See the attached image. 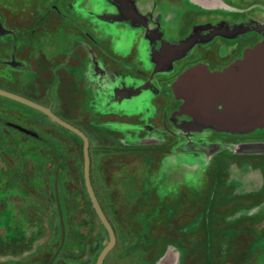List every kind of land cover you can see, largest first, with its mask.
I'll use <instances>...</instances> for the list:
<instances>
[{
	"label": "rangeland",
	"instance_id": "374dc122",
	"mask_svg": "<svg viewBox=\"0 0 264 264\" xmlns=\"http://www.w3.org/2000/svg\"><path fill=\"white\" fill-rule=\"evenodd\" d=\"M40 1H0V33L8 34L4 39L11 33L4 15L9 21L26 19L36 32L45 30L42 17L33 14ZM143 1L136 4L145 13L148 9L141 6L148 3ZM159 1L167 19L175 21L190 9L198 22L203 20L197 11H205L202 18L225 15L264 25V0ZM24 32L16 28L17 42L0 43V88L47 103L42 98L50 65L40 57L36 72L29 71L25 59H35L38 50L33 55L21 50L35 43L44 47V38L26 43ZM16 45L23 68L7 62ZM58 70L69 80L66 68ZM72 97L62 104L52 99L54 109L74 112L79 104ZM0 101V118L31 128L21 113L37 115L44 127L36 129L48 139H31L0 124V264H95L108 235L85 188L82 141L36 109L3 96ZM87 119L83 129L91 184L116 237L103 264H264V151L246 148L257 143L208 157L165 150L143 153L147 148L138 151L124 135L102 129L95 134ZM250 137L264 144V126Z\"/></svg>",
	"mask_w": 264,
	"mask_h": 264
},
{
	"label": "flooded vegetation",
	"instance_id": "af4514ba",
	"mask_svg": "<svg viewBox=\"0 0 264 264\" xmlns=\"http://www.w3.org/2000/svg\"><path fill=\"white\" fill-rule=\"evenodd\" d=\"M102 2L98 5L90 0H42L35 7L36 13H30L42 17L45 30L41 32L34 31L26 19L12 17L9 21L4 15V23L11 27L8 42L18 41L15 32L19 27L25 30L26 43L44 38V47L37 43L30 49L27 45L20 47L27 55L38 50L35 59H25L29 71L36 72L40 57L46 67L50 65V79H44L47 89L42 98L47 103L32 95L16 94L49 107L85 135L83 127L89 118L95 134L102 129L110 135H124L137 148H147L142 149L143 153L165 150L208 157L225 154L231 148L240 152L246 143H263L248 138L254 130L222 131L198 121L183 110V99L204 98L181 96L173 90L177 77L186 69L202 65L211 72H220L240 58L246 48L259 42L263 33L255 20L216 14L202 18L205 11H197L196 16L203 20L198 22L194 12L187 9L175 21L167 19L159 0H147L152 6L142 5V9H148L145 13L136 4H146L143 0ZM156 8L162 11L154 12ZM7 35L0 33V43L7 40ZM20 48L12 46V60H7L12 67L23 68ZM61 68H66L63 72H67L69 80L56 73ZM73 74L75 79L71 78ZM67 93L79 105L74 112L60 106L56 111L52 99H59L62 104V99L72 96ZM84 105L87 108L83 112ZM14 112L20 117L25 115L31 128L2 118L0 124L31 139H46L36 129L43 126L40 117L26 111L20 112L22 115L18 110ZM42 116L76 138L73 132L45 114Z\"/></svg>",
	"mask_w": 264,
	"mask_h": 264
},
{
	"label": "water",
	"instance_id": "95a60500",
	"mask_svg": "<svg viewBox=\"0 0 264 264\" xmlns=\"http://www.w3.org/2000/svg\"><path fill=\"white\" fill-rule=\"evenodd\" d=\"M262 39L246 48L242 56L220 72H211L202 65L183 71L173 84L181 96L204 99H183V110L205 125L218 130L248 132L264 126V25ZM0 96L12 99L40 111L82 140L83 179L92 207L105 228L108 239L100 250L95 264H103L107 253L115 244L113 228L103 212L90 179L89 141L77 127L55 115L51 109L21 95L0 88ZM250 152H263L264 144L248 145Z\"/></svg>",
	"mask_w": 264,
	"mask_h": 264
},
{
	"label": "trees",
	"instance_id": "16d2710c",
	"mask_svg": "<svg viewBox=\"0 0 264 264\" xmlns=\"http://www.w3.org/2000/svg\"><path fill=\"white\" fill-rule=\"evenodd\" d=\"M102 248H103V247H102ZM102 248H101V249H102ZM99 252H100V251H99ZM98 254H99V253H98Z\"/></svg>",
	"mask_w": 264,
	"mask_h": 264
}]
</instances>
